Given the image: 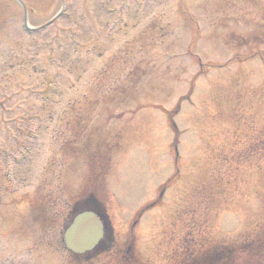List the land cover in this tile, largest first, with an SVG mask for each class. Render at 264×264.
<instances>
[{
	"label": "rangeland",
	"instance_id": "obj_1",
	"mask_svg": "<svg viewBox=\"0 0 264 264\" xmlns=\"http://www.w3.org/2000/svg\"><path fill=\"white\" fill-rule=\"evenodd\" d=\"M22 2L0 0V264H172L251 239L264 0ZM90 192L109 228L76 254L63 234Z\"/></svg>",
	"mask_w": 264,
	"mask_h": 264
},
{
	"label": "trees",
	"instance_id": "obj_2",
	"mask_svg": "<svg viewBox=\"0 0 264 264\" xmlns=\"http://www.w3.org/2000/svg\"><path fill=\"white\" fill-rule=\"evenodd\" d=\"M207 245L199 243V248H182L177 262L172 264H264V225L247 241Z\"/></svg>",
	"mask_w": 264,
	"mask_h": 264
},
{
	"label": "water",
	"instance_id": "obj_3",
	"mask_svg": "<svg viewBox=\"0 0 264 264\" xmlns=\"http://www.w3.org/2000/svg\"><path fill=\"white\" fill-rule=\"evenodd\" d=\"M106 229L107 223L102 213L90 210L79 212L64 233L65 244L75 253L92 250L100 244Z\"/></svg>",
	"mask_w": 264,
	"mask_h": 264
}]
</instances>
